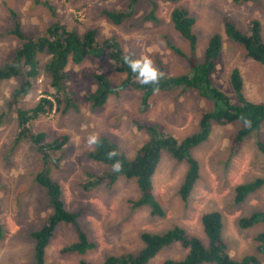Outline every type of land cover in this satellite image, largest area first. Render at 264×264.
Returning <instances> with one entry per match:
<instances>
[{
  "label": "rangeland",
  "instance_id": "rangeland-1",
  "mask_svg": "<svg viewBox=\"0 0 264 264\" xmlns=\"http://www.w3.org/2000/svg\"><path fill=\"white\" fill-rule=\"evenodd\" d=\"M48 1L56 10V18L41 3ZM130 0H0V65L14 56L20 41L12 31L16 13L24 32L41 34L56 20L69 29L83 33L97 30V40L113 39L134 58L149 56L157 67L162 61L165 72L178 76L191 71V61L176 52L171 44L191 58L202 60L211 37L223 36V52L213 75V83L235 101L230 74L239 68L244 79V94L252 102L264 103V66L247 58L245 50L224 33L223 19H232L243 32H248L253 20L262 26L264 37V0H180L173 4L156 0L158 21L147 20L152 9L141 0L131 19L121 25L113 24L103 15L105 10L123 9ZM176 6L185 7L195 19L198 48L191 54L189 43L174 29L171 12ZM49 57L41 56L44 65ZM69 90L75 93L78 109L53 111L32 122L35 132L46 133L52 141L68 135L63 158L52 168V177L62 188L66 209L79 213L78 223L96 247L84 255L64 254L62 249L77 241L74 225L60 224L46 252V264H80L81 259L100 263L109 255L136 253L144 243V232L163 233L176 226L207 243L201 223L204 213L219 211L223 216V237L230 255L241 259L256 256L264 264V223L250 229L241 228V218L264 212V186L241 203L235 202L237 185L264 178V155L258 150L257 138L250 135L234 157L229 151V138L241 126L213 125L208 141L193 149L200 164V179L187 202L179 196V189L187 172V163L178 162L164 151L154 176V193L165 210L164 216H154L147 206L134 207L139 190L133 179L120 177L113 185L97 184L91 175L104 173L108 166L89 158L94 148L87 146L93 133L107 135L116 141L129 159L145 144L148 135L140 131L137 121H152L162 125L178 140L195 133L201 117L213 108L211 101L199 93L176 89L156 92L150 106L141 105L143 92L133 88L112 94L105 106L93 109L87 100L96 90L94 75L107 76L113 85L122 83L126 75L116 70L108 55L88 57L81 64L67 67ZM18 81L2 83L0 114L7 111ZM50 77L44 72L34 81L22 107H33L46 93H54ZM18 121L16 112L5 116L0 127V264H33L35 242L32 232L40 229L51 213L46 189L38 185L35 174L43 167L36 148L27 140L16 143ZM264 132V124L262 125ZM58 153L53 156L57 157ZM92 181V182H91ZM91 182V183H90ZM187 249L180 243L164 248L148 264H164L168 259H182Z\"/></svg>",
  "mask_w": 264,
  "mask_h": 264
},
{
  "label": "trees",
  "instance_id": "trees-1",
  "mask_svg": "<svg viewBox=\"0 0 264 264\" xmlns=\"http://www.w3.org/2000/svg\"><path fill=\"white\" fill-rule=\"evenodd\" d=\"M140 1L130 0L125 8L105 10L103 15L113 24L121 25L132 18ZM147 1L151 4L152 9L146 19L158 21L156 16L158 3L156 0ZM166 1L176 4L180 0ZM41 4L56 18V10L48 1ZM13 15L15 28L12 34L19 39L20 44L15 49L12 59L0 65V93L4 81L15 79L18 84L7 102V111L0 114V127L7 114L16 112L18 121L16 143L23 139L31 142L43 161V167L35 174L34 180L46 189L51 213L46 218L45 224L32 232L31 235L35 242L33 264H46L47 248L60 224L74 225L77 234V241L64 247L62 253L84 255L94 249L96 244L79 226V213H71L66 209L61 185L53 179L51 174L52 168L57 167L63 158V150L69 141V136L61 135L49 141L46 133L35 132L32 129V122L53 111L55 107L61 112L72 108L78 109L75 93L68 87L67 67L70 63L81 64L88 57L108 55L115 62L116 70L126 75L122 83L117 86L113 85L110 79L103 74L94 75L97 88L87 96L93 109L105 106L112 94L133 88L143 92L141 105L146 110L150 106L151 97L156 93L153 91L156 86L140 84L123 62V57L130 54L125 52L120 44L113 39L98 41L96 29H89L81 33L76 29H69L63 22L56 20L41 34L28 33L23 31L20 17L16 13ZM171 22L174 29L189 43L191 54L195 55L198 48V36L194 29V17L185 7L176 6L171 12ZM223 23L225 35L245 50L247 58L264 66V37L260 21L253 20L248 32L240 30L235 22L228 17L223 19ZM223 46V36L219 33L214 34L209 40L202 60H197L171 44L176 52L191 61V71L178 76H170L165 72L162 61L159 60L157 68L164 73V77L158 85L159 91L169 92L181 89L185 92L191 90L211 101L213 108L201 117L198 130L181 141L168 134L160 124L152 121H137L138 129L144 131L148 135V139L133 159H129L121 151L118 143L109 136H100V146H94L88 156L90 159L108 166L109 169L104 173L90 174L97 184L105 182L113 185L120 177L133 179L139 190V198L133 202L134 207L147 206L152 215L164 216L165 210L155 196L153 181L164 151L178 162H186L188 165L179 189V196L184 202L189 200L195 184L200 179V164L193 156L192 151L209 140L214 124L224 126L241 124L229 138V151L232 157L238 154L250 135L256 136L258 150L264 155V132L262 131L264 103L252 102L245 96L241 70L235 68L230 74V84L235 94V101L213 83V75L223 52ZM41 56L49 57L44 65L41 62ZM43 69L45 74L50 77V86L55 90L54 93H46L47 95L41 97L33 107L23 108L21 106L23 98L29 94L34 81L41 75ZM245 121H250V124H246ZM112 150L118 152L119 155L114 160H109L107 153ZM58 152L57 157L53 156ZM115 160L122 162V171H113L112 164ZM263 186L264 178L260 177L237 185L234 189L235 202L245 201L250 195L261 190ZM201 223L207 243L185 228L176 226L163 233L144 232L141 235L144 246L136 253L109 255L100 263L81 259L80 264H148L164 248L175 243H180L187 249L186 256L178 260L168 259L164 264H262L254 255H247L241 259H235L230 255L228 245L223 237V216L219 211L204 213ZM261 223H264V212L262 211L241 218L239 221L241 228L244 229L253 228ZM257 238L264 241V232Z\"/></svg>",
  "mask_w": 264,
  "mask_h": 264
},
{
  "label": "clouds",
  "instance_id": "clouds-1",
  "mask_svg": "<svg viewBox=\"0 0 264 264\" xmlns=\"http://www.w3.org/2000/svg\"><path fill=\"white\" fill-rule=\"evenodd\" d=\"M123 62L128 66L131 72L135 75L137 81L142 85H154L153 91H159V83L164 77V73L161 72L156 66L154 61L147 55H141L139 58H134L131 55H125ZM246 124H250V121H245ZM101 141L99 134L93 133L87 138V146L91 149L94 146H100ZM119 155L115 150L107 153V159L114 160ZM114 172H120L123 169V164L120 160H115L112 164Z\"/></svg>",
  "mask_w": 264,
  "mask_h": 264
}]
</instances>
